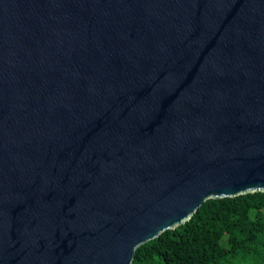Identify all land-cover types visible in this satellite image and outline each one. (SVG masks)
I'll list each match as a JSON object with an SVG mask.
<instances>
[{
	"label": "water",
	"instance_id": "1",
	"mask_svg": "<svg viewBox=\"0 0 264 264\" xmlns=\"http://www.w3.org/2000/svg\"><path fill=\"white\" fill-rule=\"evenodd\" d=\"M257 191L264 0H0V264H132Z\"/></svg>",
	"mask_w": 264,
	"mask_h": 264
},
{
	"label": "trees",
	"instance_id": "2",
	"mask_svg": "<svg viewBox=\"0 0 264 264\" xmlns=\"http://www.w3.org/2000/svg\"><path fill=\"white\" fill-rule=\"evenodd\" d=\"M132 264H264V192L207 200L140 246Z\"/></svg>",
	"mask_w": 264,
	"mask_h": 264
}]
</instances>
